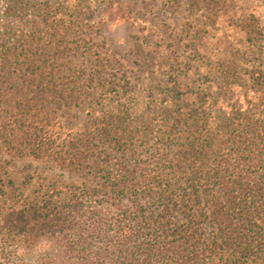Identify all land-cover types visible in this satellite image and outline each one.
Wrapping results in <instances>:
<instances>
[{
    "label": "trees",
    "instance_id": "trees-1",
    "mask_svg": "<svg viewBox=\"0 0 264 264\" xmlns=\"http://www.w3.org/2000/svg\"><path fill=\"white\" fill-rule=\"evenodd\" d=\"M117 2L7 0L0 20L16 16L33 29L15 33L4 28L5 19L1 21L0 72L20 58L36 59L37 64L55 44L74 40L79 46L85 38L77 30L91 6L104 4L100 17H109ZM9 72L5 69L0 75V84ZM42 73L36 72V80ZM250 73L253 84L264 80L259 67ZM114 84L99 76V93L92 88L95 95L88 102L100 137L114 141L112 151L100 156L87 142L77 145L69 151L68 162L59 164L73 170L76 180L52 190L43 188L44 180L37 184L36 196L20 198L16 204L13 181L0 179L3 245L14 254L24 247L36 249L33 262L14 256L8 264H264V113L257 127L250 116L229 119L218 123V139L212 135L168 147L174 156L145 163L133 155L134 145L125 143L138 128L127 107L103 110L113 101L111 92L118 93ZM80 85L67 86V95L79 92ZM164 111L165 118L172 117L164 131L171 133L180 119ZM195 115L191 121L196 128L207 125L205 110ZM144 124L149 127V120ZM1 251L7 255L4 246Z\"/></svg>",
    "mask_w": 264,
    "mask_h": 264
},
{
    "label": "rangeland",
    "instance_id": "rangeland-1",
    "mask_svg": "<svg viewBox=\"0 0 264 264\" xmlns=\"http://www.w3.org/2000/svg\"><path fill=\"white\" fill-rule=\"evenodd\" d=\"M190 2L176 6L169 0H118L109 17L102 18L104 4L92 5L77 30L85 38L79 46L74 40L55 44L37 64L36 59L20 58L5 66L0 75L5 69L10 72L0 84V179L13 181V203L32 199L44 180L43 188L50 190L76 180L73 170L59 164L68 162L69 151L77 145L87 142L100 156L112 151L114 141L100 137L89 113L93 109L88 102L96 89L99 93V76L113 80L118 91L111 92L113 101L103 110L127 107L138 128L125 143L134 145L133 155L145 163L174 156L168 147L212 135L218 139V123L229 119L250 116V123L259 125L264 80L253 84L250 71L264 70V0ZM6 4L0 0V12ZM3 19L8 31L33 29L16 16L2 17L0 23ZM74 82L82 84L80 91L67 95V86ZM164 110L180 119L171 133L164 131L172 123ZM197 110L208 113L206 126L196 128L191 121ZM148 120L150 126L145 127ZM1 239L0 264L14 256L29 262L36 258L35 248L10 253L13 249Z\"/></svg>",
    "mask_w": 264,
    "mask_h": 264
}]
</instances>
